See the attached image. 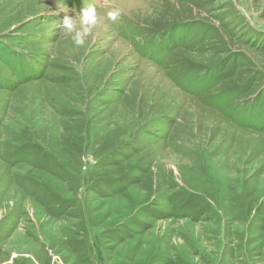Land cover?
I'll use <instances>...</instances> for the list:
<instances>
[{
	"label": "rangeland",
	"instance_id": "rangeland-1",
	"mask_svg": "<svg viewBox=\"0 0 264 264\" xmlns=\"http://www.w3.org/2000/svg\"><path fill=\"white\" fill-rule=\"evenodd\" d=\"M87 4L0 0V52L47 64L0 57V264H264V0Z\"/></svg>",
	"mask_w": 264,
	"mask_h": 264
},
{
	"label": "trees",
	"instance_id": "trees-1",
	"mask_svg": "<svg viewBox=\"0 0 264 264\" xmlns=\"http://www.w3.org/2000/svg\"><path fill=\"white\" fill-rule=\"evenodd\" d=\"M192 26L194 27L195 25H192ZM185 30H188V28ZM185 30L183 29V26H182V27H180V29L178 27L172 28L169 31V33H167L166 35L164 33H161V34L155 33V34H152V36L148 35L147 37L145 35L141 40L136 41V45H135L136 47L133 49H134V51L137 49V52L139 54H144V55H149L151 57H154L163 66L164 63L168 60V58L171 56V54L174 53V50H175L174 47L177 46L178 44L183 45V43H185L187 41L186 39L189 37L190 34H188V31H185ZM164 39L167 41H171V40L175 39L176 42L172 43L169 46H166V48L161 47V43ZM139 44H140V46H138ZM180 48H181V46H180ZM0 53H2L0 57H2L1 59H4L5 64H6L5 66L9 69V72L11 75L17 74V68H18V64L20 63V61L26 60L28 57H31V54H29L28 52L17 53V52H14L12 50H9L8 52H4V50H2ZM43 56H44V54H43ZM23 69L25 72H28V74L26 76L27 78L24 80L25 81L24 83L33 82L34 80H40V79L44 78L43 73L37 74L38 69H32L30 71H28L27 68H23ZM208 70L212 72V74L210 76L205 74V72L202 75L197 76V78H199V79L207 78L209 81L208 85H206L204 87V89H202V90H192L193 92L200 94V93H203L204 91L214 89L215 87L220 85V83L224 80V78H217L216 77V75L220 72L221 68L213 67V69L211 68ZM0 77H2L3 79H7L6 74L1 70H0ZM186 77H188L189 81L191 80V77L183 75V77L179 76L177 79L174 78V81H176L177 85L183 91H185L187 93L188 89H186V85L183 83H180V81L185 79ZM232 91H234V92L226 93V94H217L216 93L210 97L211 98L210 102H212V104H215L216 106L222 107V103L224 101L226 102L229 99L232 100V98L234 97V94L239 95L241 92H243L242 89H240V91H236V90H232ZM225 95H227V96H225ZM251 103L253 105H255L256 101H254V102L251 101ZM263 105H264V102H263ZM226 110H227V108L223 109V111H226ZM235 121H237L239 125H244V122L241 121L240 118L235 119ZM262 129H264V127H262L261 130Z\"/></svg>",
	"mask_w": 264,
	"mask_h": 264
}]
</instances>
